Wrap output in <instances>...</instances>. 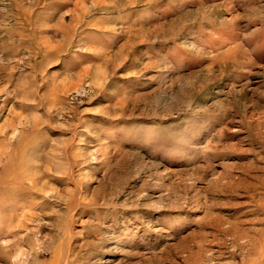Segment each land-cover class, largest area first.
I'll list each match as a JSON object with an SVG mask.
<instances>
[{
  "label": "rangeland",
  "instance_id": "rangeland-1",
  "mask_svg": "<svg viewBox=\"0 0 264 264\" xmlns=\"http://www.w3.org/2000/svg\"><path fill=\"white\" fill-rule=\"evenodd\" d=\"M0 264H264V0H0Z\"/></svg>",
  "mask_w": 264,
  "mask_h": 264
}]
</instances>
